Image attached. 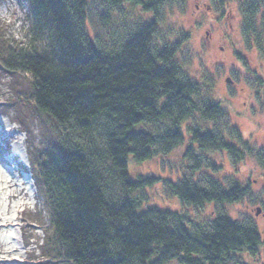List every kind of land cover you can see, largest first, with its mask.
Returning <instances> with one entry per match:
<instances>
[{"label":"trees","instance_id":"trees-1","mask_svg":"<svg viewBox=\"0 0 264 264\" xmlns=\"http://www.w3.org/2000/svg\"><path fill=\"white\" fill-rule=\"evenodd\" d=\"M94 1L26 0V42L8 40L0 19V68L27 78L31 94L20 99L59 129V140L50 139L30 156L49 218L43 256L50 264H247L243 254L257 257L264 250L254 226L218 215L206 232L201 226L194 230L181 213L144 208L146 189L159 182L191 207L235 204L247 194L237 182L226 188L208 172L221 167L207 153L225 152L238 163L250 146L231 128L213 87L192 79L177 59L190 35L181 31L178 41L154 45L166 6L187 0H96L106 27L126 11V3L151 16L123 22L110 42L88 28ZM248 3L245 31L256 37L259 6ZM196 118L218 128L188 124ZM146 123L163 129L139 128ZM186 132L190 177H131L130 155L138 161L166 157L184 143ZM259 158L264 165V152ZM206 171L202 183L193 178Z\"/></svg>","mask_w":264,"mask_h":264},{"label":"rangeland","instance_id":"rangeland-1","mask_svg":"<svg viewBox=\"0 0 264 264\" xmlns=\"http://www.w3.org/2000/svg\"><path fill=\"white\" fill-rule=\"evenodd\" d=\"M251 1L259 6L255 19L256 37L249 35L244 26L245 10ZM1 2V28L5 29V37L16 43L26 42V0ZM197 5L202 10L197 12ZM125 10L116 15L114 24L106 27L101 21L103 7L95 0L89 11L91 34L101 42H110L112 34L124 27L123 22L129 25L140 21L141 17L151 18L128 3ZM159 26L154 45L160 48L167 41H178L181 31L190 35L181 44L177 59L192 79L213 87L214 100L227 110L231 128L239 130L248 141L250 149L244 151L246 158L238 163L225 152L206 155L221 167L217 172L208 171L215 179L226 188L237 182L247 194L235 204L208 203L191 207L184 205L159 182L146 189L148 200L144 208L157 207L181 213L194 222V230L206 232L211 231L210 225L216 216L226 215L257 228L264 242V220L255 217L256 208H264V165L259 158L264 152V0H187L167 5ZM30 94L26 77L7 74L0 68V264H15L16 261L50 264L41 249L48 238L49 218L32 177L30 156L47 148L50 139L59 140V129L49 117L35 113L29 103L22 102L20 96ZM20 118L25 119V124L22 125ZM221 122L225 124L227 119ZM188 124L199 125L204 130L218 128V123L202 118ZM139 128L157 132L163 129V125L146 123ZM184 134V143L166 157L138 161L130 155L128 170L131 177L135 180L156 177L174 182L183 176L190 177V162L185 153L192 143L189 134ZM206 174L207 171L193 178L202 183V175ZM35 214L40 216L38 220L34 219ZM242 257L247 264H264V250L257 257L248 253ZM166 264L179 263L171 261Z\"/></svg>","mask_w":264,"mask_h":264},{"label":"flooded vegetation","instance_id":"flooded-vegetation-1","mask_svg":"<svg viewBox=\"0 0 264 264\" xmlns=\"http://www.w3.org/2000/svg\"><path fill=\"white\" fill-rule=\"evenodd\" d=\"M222 2H223V0H222ZM196 8H197V12L200 11V10H202V8H201L200 5H197ZM208 9H210V8H208ZM258 210H259V214L257 215ZM255 217H256V218H261V219L264 220V208H263V207H257V208H256ZM257 230H258V229H257ZM258 232H259V231H258ZM259 233H260V232H259ZM260 235H261V233H260ZM261 237H262V236H261ZM262 240H263V239H262Z\"/></svg>","mask_w":264,"mask_h":264},{"label":"water","instance_id":"water-1","mask_svg":"<svg viewBox=\"0 0 264 264\" xmlns=\"http://www.w3.org/2000/svg\"><path fill=\"white\" fill-rule=\"evenodd\" d=\"M228 82H230V80H227ZM259 214V210H258V212H257V215Z\"/></svg>","mask_w":264,"mask_h":264}]
</instances>
